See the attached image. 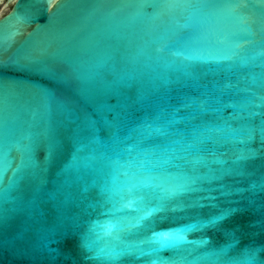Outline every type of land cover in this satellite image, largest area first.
I'll use <instances>...</instances> for the list:
<instances>
[{"label":"snow or ice","instance_id":"obj_1","mask_svg":"<svg viewBox=\"0 0 264 264\" xmlns=\"http://www.w3.org/2000/svg\"><path fill=\"white\" fill-rule=\"evenodd\" d=\"M112 2L135 8L132 20L146 22V28L143 35H116L117 43L109 44L111 51L103 57L70 65L62 73L47 66L33 69L39 62L32 53L0 57V203L16 190L18 199L27 198L34 207L51 204L52 236L77 240L75 255L63 254L71 264H190V257L210 264H264V244L241 246L238 230L223 227L239 209L219 206L222 198L264 191V172L246 189L223 183L255 175L249 162L264 160V20L259 42H240V33L252 34L250 17L241 10L264 7V0ZM100 34H115V29L109 25ZM17 35L14 26L0 33V50ZM121 39L143 43L128 57L120 53ZM249 44L260 51L240 57ZM249 61L260 72L250 78L239 75L237 63ZM152 64L168 74L146 79L142 68ZM198 65L207 70L195 74ZM12 70L37 71L66 92L40 88L30 119L21 121L23 82L5 76ZM66 147L71 163L58 170L46 191V173ZM41 148L42 162L37 158ZM14 149L19 153L15 168L10 159ZM204 183L219 188L204 189ZM203 191L220 195L192 198ZM205 207L212 210L206 219L191 217L195 223L167 231H156L155 220L149 219L163 213L160 219L166 220L168 213L175 218ZM0 219L7 222V217ZM192 229L223 230L225 241L188 240L185 234ZM200 246L212 250L194 256ZM47 251L50 257L62 254L59 248ZM164 251L170 254L165 257Z\"/></svg>","mask_w":264,"mask_h":264},{"label":"water","instance_id":"obj_2","mask_svg":"<svg viewBox=\"0 0 264 264\" xmlns=\"http://www.w3.org/2000/svg\"><path fill=\"white\" fill-rule=\"evenodd\" d=\"M4 7L8 10L0 15V33L8 32L13 26L19 30L10 47L0 50V57L7 60L9 57L15 58L17 55L23 56L25 53H32L38 60V64L31 65L36 67L47 66L57 73L69 71L70 65H78L84 61H90L105 56L111 51L109 44H116V35L128 37L135 32L143 35L142 29L146 28V22L132 20L135 8L122 7L119 3L112 0H5ZM147 11H151L148 9ZM250 17L249 27L251 35L240 33V42L251 39L259 42L262 38L261 27L264 20V7L256 5L248 9L241 10ZM161 21H155L160 25ZM111 25L115 29V34L101 35L100 30ZM144 39H150L144 36ZM120 53L128 57H134L137 52V45L142 44L143 40L133 39L129 43L128 39H121ZM260 48L256 44L246 45L240 50V57L249 58L256 55ZM258 59L256 63H260ZM23 63V61H22ZM123 67L124 65H119ZM132 65L129 64L128 67ZM227 67V62L225 64ZM205 66H196L193 70L195 74L206 71ZM236 72L241 76L251 77L252 74L259 73L260 69L254 67L249 61L246 65L243 62L237 63ZM167 69L157 67L152 64L148 68H142V72L147 79L148 76L168 74ZM17 81L19 85L20 99L23 111L21 121L30 119L29 110L35 108L38 103V90L40 88L57 89L58 94L66 92L59 88L46 75L37 71L12 70L5 73ZM55 115L56 109L53 106ZM22 131H27V125L23 126ZM37 158L42 162L44 158L43 149L37 151ZM234 158V157H233ZM10 159L13 161V168L19 163V153L12 151ZM71 163V150L65 148L63 153L57 158L54 165L46 173L48 181L45 190L53 187L57 178V172L65 165ZM249 170L255 171V175L234 176L226 178L223 183L229 184L233 189H246L250 183L259 180L261 172H264V160L257 159L249 162ZM12 172L7 173L4 180L5 186L8 177ZM204 189L219 188L218 183H204ZM21 193L12 190L9 194L7 203H0V216L7 217L5 223L0 219V264H71L65 258L67 253H75L77 249L76 238L60 240L59 237L52 236V229L55 227V218L51 204H40L34 207L28 199H18ZM202 195L219 196L218 191L198 192L192 194V198ZM249 199L254 200V205H249ZM231 201V203H229ZM207 204V201H201ZM219 206L223 208H236L239 211L224 222V229H237L241 236V246L255 243L259 246L264 244V191L259 189L253 195L244 192L227 198H222ZM211 209L205 207L186 213H168L169 219L161 220L163 213H157L150 220H155L156 231H167L170 228L183 227L189 223H195L191 217L206 219ZM98 213H94L92 219H96ZM105 221L106 217H99ZM97 231L103 234V229ZM150 235V233H149ZM188 240H199L204 238L210 245L222 244L225 241L223 230H201L192 229L187 232ZM59 241V243L57 242ZM103 243V241H102ZM61 251L60 256H49L47 248ZM184 247L195 248L196 245H184ZM211 247L200 246L199 251L194 256H200L210 252ZM170 253L164 251L162 255L167 257ZM190 264H210V261H197L193 257L189 258ZM78 264H91V262L79 260Z\"/></svg>","mask_w":264,"mask_h":264},{"label":"rangeland","instance_id":"obj_3","mask_svg":"<svg viewBox=\"0 0 264 264\" xmlns=\"http://www.w3.org/2000/svg\"><path fill=\"white\" fill-rule=\"evenodd\" d=\"M4 2L5 0H0V15L4 14L8 10V7H4Z\"/></svg>","mask_w":264,"mask_h":264}]
</instances>
